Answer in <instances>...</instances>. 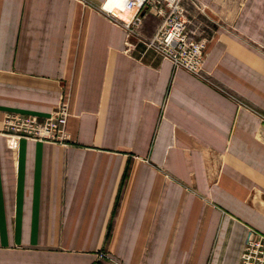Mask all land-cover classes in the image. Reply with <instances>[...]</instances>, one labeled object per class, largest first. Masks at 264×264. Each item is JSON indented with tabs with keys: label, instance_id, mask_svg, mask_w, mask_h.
Masks as SVG:
<instances>
[{
	"label": "crops",
	"instance_id": "1",
	"mask_svg": "<svg viewBox=\"0 0 264 264\" xmlns=\"http://www.w3.org/2000/svg\"><path fill=\"white\" fill-rule=\"evenodd\" d=\"M105 1L0 0V264H240L264 232V0H200L209 80L129 53ZM61 102L66 142L2 132Z\"/></svg>",
	"mask_w": 264,
	"mask_h": 264
},
{
	"label": "built area",
	"instance_id": "2",
	"mask_svg": "<svg viewBox=\"0 0 264 264\" xmlns=\"http://www.w3.org/2000/svg\"><path fill=\"white\" fill-rule=\"evenodd\" d=\"M147 8L161 19L151 36H145L140 30ZM197 8L200 9L197 0H117L112 8L107 7L115 21L126 29L125 44L129 53L138 52L141 57L153 53L170 60L175 68H183L199 76L203 70L208 40L195 21ZM68 116L66 102H61L54 114L45 118L6 112L3 128L13 146L21 138L66 142ZM240 264H264L263 231L249 230Z\"/></svg>",
	"mask_w": 264,
	"mask_h": 264
},
{
	"label": "rangeland",
	"instance_id": "3",
	"mask_svg": "<svg viewBox=\"0 0 264 264\" xmlns=\"http://www.w3.org/2000/svg\"><path fill=\"white\" fill-rule=\"evenodd\" d=\"M198 1V5L200 6V9H196V19H195V21L197 22V24H199L200 25V30H202V31H204V34H205V36H206V38H207V40H209L210 39V33H209V31H208V22L206 21V19L204 18V14H205V6H204V4L200 1V0H197ZM105 3H106V1L105 2H103L102 4H101V6H100V10H101V12H102V14H104L107 18H109L110 20H112V21H114V22H116L115 21V17L108 11V9H107V7H106V5H105ZM146 11H149V8H147L146 9ZM151 12V11H150ZM119 14V13H118ZM121 17H123V18H125L126 17V15L125 14H119ZM158 16V15H157ZM155 33V32H154ZM153 33V34H154ZM153 34H151V35H153ZM151 35H149V36H151ZM126 40V39H125ZM207 43H208V41H207ZM206 55H207V46H206ZM206 58V57H205ZM200 77H203L204 79H207V80H209L210 79V77H208L206 74H205V70L203 69L202 70V73H201V75H199ZM55 112V111H54ZM54 112H53V114H54ZM2 132L3 133H5V131H4V128H3V130H2ZM56 142H60V141H56ZM107 255H104V256H101L100 255V258H103V257H106Z\"/></svg>",
	"mask_w": 264,
	"mask_h": 264
},
{
	"label": "bare ground",
	"instance_id": "4",
	"mask_svg": "<svg viewBox=\"0 0 264 264\" xmlns=\"http://www.w3.org/2000/svg\"><path fill=\"white\" fill-rule=\"evenodd\" d=\"M115 2H117V0H106V5L112 8Z\"/></svg>",
	"mask_w": 264,
	"mask_h": 264
}]
</instances>
